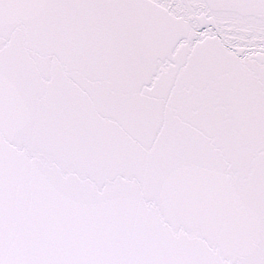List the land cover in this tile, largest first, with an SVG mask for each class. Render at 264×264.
Returning a JSON list of instances; mask_svg holds the SVG:
<instances>
[{"label": "snow or ice", "instance_id": "6c2138e0", "mask_svg": "<svg viewBox=\"0 0 264 264\" xmlns=\"http://www.w3.org/2000/svg\"><path fill=\"white\" fill-rule=\"evenodd\" d=\"M0 264H264V0H0Z\"/></svg>", "mask_w": 264, "mask_h": 264}]
</instances>
